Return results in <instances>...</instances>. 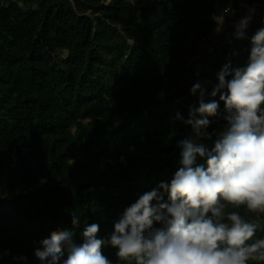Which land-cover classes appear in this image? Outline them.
<instances>
[{
  "label": "trees",
  "instance_id": "trees-1",
  "mask_svg": "<svg viewBox=\"0 0 264 264\" xmlns=\"http://www.w3.org/2000/svg\"><path fill=\"white\" fill-rule=\"evenodd\" d=\"M235 6L0 0V264H45L34 255L39 241L70 228L72 212L81 217L77 241L92 223L110 237L141 195L171 183L182 167L178 141L214 147L227 123L223 102L206 137L174 117L199 107L197 82H207L205 102L218 100L210 93L222 67L247 64L251 41L211 37ZM233 210L259 220L254 239H264V214ZM103 253L121 264L115 248Z\"/></svg>",
  "mask_w": 264,
  "mask_h": 264
},
{
  "label": "clouds",
  "instance_id": "clouds-1",
  "mask_svg": "<svg viewBox=\"0 0 264 264\" xmlns=\"http://www.w3.org/2000/svg\"><path fill=\"white\" fill-rule=\"evenodd\" d=\"M251 20L250 14L236 24L237 39L245 38ZM217 78L210 95L218 100L205 102L206 89L197 82L191 93L199 92V107L191 106L187 119L179 112L174 117L190 125L197 138L206 137L209 117L218 116L223 102L227 123L211 150L191 138L178 141L182 167L171 183L141 195L114 224L110 237L101 238L99 225L92 223L85 224L77 241L81 217L72 212V226L52 231L34 255L45 264H113L103 253L111 246L121 264L264 261V239H254L260 221L226 211L244 207L264 214V27L251 38L247 64L232 68L228 63ZM198 156L205 164L196 163ZM159 189L168 194V202Z\"/></svg>",
  "mask_w": 264,
  "mask_h": 264
},
{
  "label": "built area",
  "instance_id": "built-area-1",
  "mask_svg": "<svg viewBox=\"0 0 264 264\" xmlns=\"http://www.w3.org/2000/svg\"><path fill=\"white\" fill-rule=\"evenodd\" d=\"M236 6L230 13V23L226 36L236 38V24L245 16L252 15V20L246 29L244 41H251L252 36L261 27H264V6L256 3L255 0H235ZM250 10H253L250 12Z\"/></svg>",
  "mask_w": 264,
  "mask_h": 264
},
{
  "label": "rangeland",
  "instance_id": "rangeland-1",
  "mask_svg": "<svg viewBox=\"0 0 264 264\" xmlns=\"http://www.w3.org/2000/svg\"><path fill=\"white\" fill-rule=\"evenodd\" d=\"M229 21L228 20H221L220 22H219V27L215 30V32L211 35V37H212V40H213V44L214 43H221L222 41L220 40L219 42H218V37L220 36V35H222V34H225L226 32H227V28L229 27ZM60 54V56H62V57H66V52H60L59 53ZM197 68H198V66H197ZM204 84H207V82H205V81H202V83H201V85H204Z\"/></svg>",
  "mask_w": 264,
  "mask_h": 264
}]
</instances>
